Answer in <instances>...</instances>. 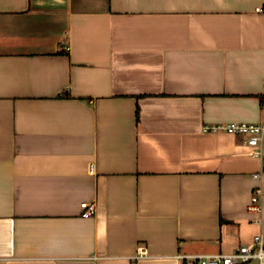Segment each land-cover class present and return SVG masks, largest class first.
Returning <instances> with one entry per match:
<instances>
[{"label": "crops", "instance_id": "0c3cea01", "mask_svg": "<svg viewBox=\"0 0 264 264\" xmlns=\"http://www.w3.org/2000/svg\"><path fill=\"white\" fill-rule=\"evenodd\" d=\"M260 7L0 0V264H182L264 239V153L221 128L264 118Z\"/></svg>", "mask_w": 264, "mask_h": 264}, {"label": "built area", "instance_id": "2783aa9c", "mask_svg": "<svg viewBox=\"0 0 264 264\" xmlns=\"http://www.w3.org/2000/svg\"><path fill=\"white\" fill-rule=\"evenodd\" d=\"M263 9L264 7L259 8V10ZM221 128L230 134L245 136L246 142L251 148L250 153L257 157L263 155L264 118L262 121L254 123L231 122ZM253 176L261 178L262 174L255 173ZM262 195V186L255 188L250 206L252 210L261 211ZM81 207L84 216H93L96 212L95 202H83ZM146 253V247L141 246L137 257L144 256ZM181 259H183L182 264H264V239L262 235H257L251 243L242 244L231 253L181 255Z\"/></svg>", "mask_w": 264, "mask_h": 264}]
</instances>
